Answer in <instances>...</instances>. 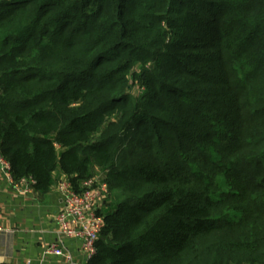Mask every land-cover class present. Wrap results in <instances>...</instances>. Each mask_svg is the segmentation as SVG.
Returning a JSON list of instances; mask_svg holds the SVG:
<instances>
[{
  "label": "trees",
  "instance_id": "obj_1",
  "mask_svg": "<svg viewBox=\"0 0 264 264\" xmlns=\"http://www.w3.org/2000/svg\"><path fill=\"white\" fill-rule=\"evenodd\" d=\"M0 154L103 174L89 264H264V0H0Z\"/></svg>",
  "mask_w": 264,
  "mask_h": 264
},
{
  "label": "crops",
  "instance_id": "obj_2",
  "mask_svg": "<svg viewBox=\"0 0 264 264\" xmlns=\"http://www.w3.org/2000/svg\"><path fill=\"white\" fill-rule=\"evenodd\" d=\"M51 190L41 195L28 182L20 187L10 181L0 169V224L5 233L0 235V264H70L65 258L46 254L58 240L57 214L62 208L59 183L68 179L55 174ZM81 242L67 239L64 250L74 262H83Z\"/></svg>",
  "mask_w": 264,
  "mask_h": 264
},
{
  "label": "built area",
  "instance_id": "obj_3",
  "mask_svg": "<svg viewBox=\"0 0 264 264\" xmlns=\"http://www.w3.org/2000/svg\"><path fill=\"white\" fill-rule=\"evenodd\" d=\"M0 169L5 171L11 182L20 187L28 182L34 186L33 180L23 179L15 182L11 175V165L0 154ZM103 174L85 181L83 190H73L68 179L59 183L58 189L62 194V208L56 216L58 240L50 246L46 254L65 258L70 264H89L96 255V244L104 228V218L100 215L105 202L110 197L108 184L102 178ZM5 228L0 224V235L5 233ZM67 239H76L81 242L83 262H74L73 257L65 252L64 242Z\"/></svg>",
  "mask_w": 264,
  "mask_h": 264
},
{
  "label": "rangeland",
  "instance_id": "obj_4",
  "mask_svg": "<svg viewBox=\"0 0 264 264\" xmlns=\"http://www.w3.org/2000/svg\"><path fill=\"white\" fill-rule=\"evenodd\" d=\"M101 175V174H100ZM102 178H103V176H102Z\"/></svg>",
  "mask_w": 264,
  "mask_h": 264
}]
</instances>
